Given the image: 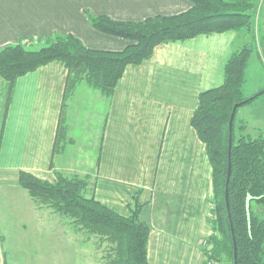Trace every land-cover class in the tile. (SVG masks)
<instances>
[{"label": "crops", "instance_id": "crops-1", "mask_svg": "<svg viewBox=\"0 0 264 264\" xmlns=\"http://www.w3.org/2000/svg\"><path fill=\"white\" fill-rule=\"evenodd\" d=\"M193 6L191 0H0V49L71 34L90 49L123 51L131 41L97 30L89 16L139 22ZM247 38L229 30L160 44L125 69L110 97L86 82L67 93L68 72L52 62L19 77L6 106L0 77V264H26L15 254L11 259L4 245L42 222L43 210L19 185L21 171L50 182L57 173L90 177L96 198L124 216L138 195L151 229L150 264H205L213 166L192 118L200 94L224 83L228 60ZM22 239L16 243L31 246ZM35 252L29 255L36 261L41 252Z\"/></svg>", "mask_w": 264, "mask_h": 264}, {"label": "trees", "instance_id": "trees-1", "mask_svg": "<svg viewBox=\"0 0 264 264\" xmlns=\"http://www.w3.org/2000/svg\"><path fill=\"white\" fill-rule=\"evenodd\" d=\"M191 1L194 6L187 12L158 15L139 22L89 16L97 30L131 41L123 51L90 49L71 34L18 41L1 48L0 77L7 85L6 106L17 79L46 64L58 62L66 68L67 93L80 82H86L110 97L125 69L149 59L158 45L201 34L229 30L240 32L244 28L250 29L255 23L253 0ZM261 40L252 36V41L235 49L225 67L224 83L200 94L192 118L213 166L211 234L206 240L211 247L203 248L206 261L208 255L218 261L226 256L235 264V241L238 264H264V137L246 134L245 121H239L238 126L240 107L233 125L229 211L225 194L230 117L235 104L245 100L246 70L253 49L259 46L264 50V34ZM61 132L62 128L59 129V136ZM89 179L77 174L65 176L57 173L56 180L50 182L21 171L19 185L29 193L39 209L52 210L78 232L95 238V244L104 251L103 264H150L148 242L151 229L141 219L144 204L139 196L135 195L129 204V215H121L96 198L94 183L90 184Z\"/></svg>", "mask_w": 264, "mask_h": 264}, {"label": "rangeland", "instance_id": "rangeland-1", "mask_svg": "<svg viewBox=\"0 0 264 264\" xmlns=\"http://www.w3.org/2000/svg\"><path fill=\"white\" fill-rule=\"evenodd\" d=\"M253 1L255 2L254 8H256L255 23H253L250 29L244 28L242 30V34L248 37V42L252 41V36L260 37L261 40L264 34V0ZM256 5L257 7H255ZM249 46L252 48L251 44ZM263 89L264 50L259 49V46H257V48L253 49L249 65L246 70V80L243 89L244 97L245 99L251 98ZM237 119L238 126H240L239 121L246 122V134L251 137H264V94L241 106L237 114ZM89 181L90 184L93 183V179H89ZM39 210H43L41 212L42 222L40 223L43 224L42 227L39 226V224L36 227L37 229L31 230L30 232H27V234H22L23 239L21 237H15L12 241H6L3 251L6 250V252L10 254L11 259L13 257H11V254H15L17 263L27 262L26 264H30V261H32V264H65V262L61 261L58 256H67L70 258V264L104 263V260H102L104 251L99 249L95 244V238H91L83 232H78L71 224L68 225L62 221L52 210L44 208ZM39 210L37 212L38 216L40 215ZM49 226H51L50 229L53 230V240L51 238L52 233L49 231ZM44 230L47 231L45 232ZM19 239H22L24 242L31 243V246L26 247L28 245L17 244L16 242ZM67 240H69V242L64 243V241ZM51 241L54 242V245L51 244ZM50 246H53V249H50ZM206 246L208 249L211 247L209 243H207ZM8 247L12 251H10ZM30 249H32L33 253H36L35 249L37 252H41L38 253L40 262L37 259L35 261V257L29 255ZM52 251V255L47 254ZM208 256L205 264H232L231 260L226 256H223L219 261Z\"/></svg>", "mask_w": 264, "mask_h": 264}, {"label": "water", "instance_id": "water-1", "mask_svg": "<svg viewBox=\"0 0 264 264\" xmlns=\"http://www.w3.org/2000/svg\"><path fill=\"white\" fill-rule=\"evenodd\" d=\"M264 94V89L262 91H260L258 94L254 95L251 98L245 99L244 101L235 104V106L233 107L232 113H231V117H230V122H229V131H230V136H229V167H228V176H227V182H226V204H227V208L229 211V180H230V176H231V169H232V165H231V149H232V140H233V125H234V120H235V116H236V112L238 110L239 107H241L244 104H247L251 101H253L254 99H256L257 97H259L260 95ZM230 215V212H229ZM231 218V215H230ZM231 228H232V233L234 232L233 230V223L231 222ZM234 249H235V264H238V257H237V244L234 241Z\"/></svg>", "mask_w": 264, "mask_h": 264}, {"label": "built area", "instance_id": "built-area-1", "mask_svg": "<svg viewBox=\"0 0 264 264\" xmlns=\"http://www.w3.org/2000/svg\"><path fill=\"white\" fill-rule=\"evenodd\" d=\"M262 3H263V1H262ZM201 244H203V245L206 246V244H207L206 240H202V241H201Z\"/></svg>", "mask_w": 264, "mask_h": 264}]
</instances>
